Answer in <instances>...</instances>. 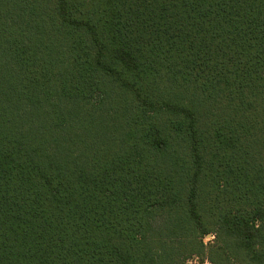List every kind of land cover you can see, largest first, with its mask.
Masks as SVG:
<instances>
[{"label":"trees","instance_id":"16d2710c","mask_svg":"<svg viewBox=\"0 0 264 264\" xmlns=\"http://www.w3.org/2000/svg\"><path fill=\"white\" fill-rule=\"evenodd\" d=\"M193 257L264 264V0H0V264Z\"/></svg>","mask_w":264,"mask_h":264},{"label":"rangeland","instance_id":"374dc122","mask_svg":"<svg viewBox=\"0 0 264 264\" xmlns=\"http://www.w3.org/2000/svg\"><path fill=\"white\" fill-rule=\"evenodd\" d=\"M96 100H98V97H96ZM204 241L208 244L213 243L215 241V234L208 235L204 238ZM188 264H209L202 260L201 257H193L188 260Z\"/></svg>","mask_w":264,"mask_h":264},{"label":"built area","instance_id":"2783aa9c","mask_svg":"<svg viewBox=\"0 0 264 264\" xmlns=\"http://www.w3.org/2000/svg\"><path fill=\"white\" fill-rule=\"evenodd\" d=\"M206 263H209L208 261H206ZM209 264H211V263H209Z\"/></svg>","mask_w":264,"mask_h":264}]
</instances>
